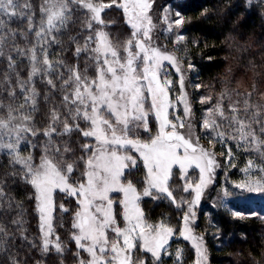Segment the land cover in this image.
<instances>
[{
    "label": "snow or ice",
    "instance_id": "6c2138e0",
    "mask_svg": "<svg viewBox=\"0 0 264 264\" xmlns=\"http://www.w3.org/2000/svg\"><path fill=\"white\" fill-rule=\"evenodd\" d=\"M154 3L155 0H108L107 3L104 0H39L34 5L33 0H0V58L6 62L0 80V97H4L0 99V150H6L12 163L20 166L9 175L19 177L34 190L44 253L49 252L50 246L57 253L64 251L52 224L56 194L61 193L78 205L73 211L71 239L80 250L75 253L79 264H163L162 254L170 255L167 245L175 229L163 222L154 225L145 220L140 201L150 197L168 199L177 208L188 205L180 235L192 241L197 264H208L203 237L193 235L190 222L195 219L193 207L213 182L219 165L215 153L200 146L199 136L180 131L185 127L191 129L186 123L191 117V105L177 57L153 44L152 32L156 25L150 13ZM113 7L122 10L125 23L132 29L130 38L123 44V56L103 27L102 13ZM74 17L81 21V31L77 34L80 39L69 37L75 45L76 63L69 65L61 59H50L51 48L61 46L62 49L63 33L70 23L75 24ZM162 23L171 32L174 27L180 28L184 20L181 17L170 21L164 15ZM184 39L178 35L176 43ZM82 54L86 61L83 69L79 65ZM52 55L55 57L56 53ZM164 62L179 74L181 94L177 99L183 105V116H175L174 120L169 119V109L174 108L169 93L172 81L167 75L161 77L162 71L166 72ZM18 66H27L26 78L21 76ZM89 66L94 71L91 76ZM193 67L188 65L189 69ZM38 83L46 86L43 96ZM250 97L251 93L242 106L240 101L231 102L226 113L223 101L231 98L222 93L207 110L201 128L208 131L211 144L224 141L225 132L221 129L227 126L233 130L228 139L264 159V106L252 103ZM211 99L202 96L199 102H211ZM41 102L46 103V111L42 113ZM37 113H41L43 121L39 126ZM150 114L155 118L156 132L142 140L137 135L139 130L152 132ZM73 133L84 138L79 143V155H68L73 149L66 140L58 142L59 138L71 137ZM37 136L41 140L31 139ZM22 144L27 146V155L21 151ZM37 148L41 154L35 163L31 150ZM228 158H232L230 148ZM138 161L145 172L139 191L125 178V171L132 175ZM174 168L178 170V179L184 181L182 191L193 193L192 199L178 201L174 196L170 185ZM193 168L199 172L195 183L188 177ZM253 168L259 169L258 178L251 175ZM242 170L247 179L237 184L238 188L264 190V165H255L249 159ZM74 172L79 173L78 178L73 176ZM4 185L5 181L0 179V207L6 204L11 209L13 202L6 195ZM112 193L122 194L124 227L118 223ZM58 207L62 212L69 211L63 203ZM11 223L22 233L21 219H13ZM109 233L113 235L110 237ZM8 235L6 227L0 224V251L4 250ZM137 248L150 254L151 260L134 259ZM81 251L87 253V258H81ZM175 255L179 262L181 251ZM11 264L26 262L12 258Z\"/></svg>",
    "mask_w": 264,
    "mask_h": 264
},
{
    "label": "trees",
    "instance_id": "16d2710c",
    "mask_svg": "<svg viewBox=\"0 0 264 264\" xmlns=\"http://www.w3.org/2000/svg\"><path fill=\"white\" fill-rule=\"evenodd\" d=\"M95 2V0H94ZM105 3L108 0H104ZM38 5L39 0H33ZM170 6L176 9L183 18L181 33L184 41L175 44L169 40L167 48L174 51L182 65L189 73L190 84L200 85V89L191 87V102L193 106L194 122L199 139L203 146L210 149L219 161L216 187L225 185L227 188L236 187L237 184L247 179L246 173L242 170L247 166L249 159L255 165H264L262 159L254 151H244L238 147L237 142L228 139L233 130L227 126L222 127L225 132L223 142L217 140L209 143V136L200 125L205 113L214 102H217L222 93H227L231 98L224 99L225 112L231 102L243 100L251 93L252 103L264 106V0H155L156 13L161 16L164 9ZM82 19V18H81ZM105 20L103 26L109 35L112 43L122 45L130 38L131 29L125 23V17L121 9H106L102 13ZM75 24H69L68 30L63 33L62 49L55 46L49 50L50 59H61L71 65L76 63L73 55L75 45L69 39L70 36H77L81 31V21L74 17ZM12 27H16L13 23ZM96 27V25H94ZM56 53L55 57L52 55ZM86 61L81 55L80 68L83 69ZM91 65V61H87ZM192 64V69L188 65ZM22 77L26 78L27 66L19 67ZM6 70V62L0 58V80ZM88 74H94L93 68L89 66ZM37 88L41 96L45 94L46 86L38 83ZM55 93L53 96L55 97ZM202 96H210L211 102L200 103ZM4 99V97H0ZM58 103V100H55ZM41 113L46 111V103H40ZM41 113L36 114L39 124ZM82 126H83V122ZM31 138V137H30ZM41 140L40 136L31 138ZM84 138H78L75 133L71 137H61L59 140H66L68 146L73 149L68 155H79V143ZM26 145H21L24 155ZM231 149L232 158H228V149ZM34 162L38 163L39 148L31 150ZM227 155V156H226ZM235 164V167H231ZM14 165L6 150H0V179L5 181V191L12 202L11 209L6 204L0 207V224H3L8 231V241L4 250L0 251V264H11V259L25 261L26 264H78L79 258L75 255L77 251L75 242L71 239V222L73 211L78 207L75 200L64 198L58 195L56 198V209L54 210L55 235L60 237L64 246L63 253H57L50 246L47 253L42 252V234L40 231V217L36 208V201L33 196L34 190L30 185L25 184L19 177H11L9 174L19 169ZM251 175L258 178L261 174L258 168L251 170ZM79 177L78 172L73 173ZM15 182H12V181ZM177 182H171V185ZM182 185V183H179ZM234 190V189H233ZM180 201L181 191L175 189L173 192ZM63 203L68 212H62L58 205ZM145 216L149 223L158 224L163 222L169 226H179L183 217L185 207L177 208L173 203L161 199H149L144 201ZM255 208H258L255 205ZM235 211H242L245 216L234 215ZM206 206L199 214L197 232L202 234L208 255V264H264V209H245L233 201L228 205L212 210ZM258 212V214H255ZM22 213V216L20 215ZM22 220V233L18 226L11 223L13 219ZM14 234V235H13ZM55 235L52 239H55ZM27 237V239H24ZM173 248L169 247L171 250ZM169 250V251H170ZM184 255L186 264L194 259V253L189 245L185 246ZM84 253L81 252V258ZM166 259H163L164 262ZM174 255H171L166 263L172 264Z\"/></svg>",
    "mask_w": 264,
    "mask_h": 264
},
{
    "label": "rangeland",
    "instance_id": "374dc122",
    "mask_svg": "<svg viewBox=\"0 0 264 264\" xmlns=\"http://www.w3.org/2000/svg\"><path fill=\"white\" fill-rule=\"evenodd\" d=\"M177 13H179V12L176 9L171 8L170 6H167L164 9L161 16H158V14L156 13L155 3L153 4L152 11L150 13V15H152V17H153V23L156 25L155 29L152 32L153 44H154V46L159 47L161 49V51L175 55L177 57L178 61L180 62L181 71L184 73V76H185L184 90L187 92L188 101L191 105V117L186 119V123L191 125V129H189L188 127H185L184 129H180V131L182 133H185V134H188L189 131H191V133H194L195 136H198L197 132H196V125L194 122L193 106H192V102H191L190 89H191V87H192V89L193 88L200 89V87L197 88L195 84H190L189 73L186 71V69L182 65L177 54L174 51H172L166 47L169 40H172V41H174L175 44H177L176 43V37L178 35H182V33H181V27L178 29L174 27L171 32H167L166 31L167 25L162 23V19H163L164 15H168L170 21H174L176 19L181 18L180 13H179V16L176 15ZM96 27H100V26L96 25ZM131 31H132V29H131ZM123 44L122 45H116V46H118L122 56L125 55V53L123 52ZM164 67L166 69V72L162 71L161 77L163 78L164 75H167V77L169 79H171V81H172V85H171V88L169 89V93H170V99L174 105V108L169 109V119L174 120L175 116H183V105L180 104L178 99H177V97L181 94L180 89H179V82H178L179 74H177L175 71V68L172 67L171 65H169L167 62H164ZM215 103L216 102L211 104L209 107H212ZM146 107H147V105H146ZM204 118H205V116H204ZM202 122H203V119L200 121V125L202 124ZM149 127L152 129L151 133L144 132L143 130H139L137 132V135H139V137L142 140H147L150 135H154L156 132L157 124H156L154 116L151 114L149 115ZM205 132L209 136L208 131L203 130V133H205ZM212 135H214V133ZM199 144H200V146L205 148L203 146L201 139H199ZM132 154L137 155L134 152ZM217 157H220V156L215 154V159L218 163L219 161L217 160ZM218 165H219V163H218ZM218 171H219V166L216 167V169H215L213 182L211 184H209L206 187V189L204 190L199 204H197L193 207V211L195 213V219H194V221L190 222V227L193 229V235L196 237L202 236V234L197 232L196 226L199 224V214H200L201 210H203V208L206 206L209 207L208 213H210L212 210H215V209L221 207L222 205H228L230 203V201H233L234 203H236L239 206L242 205L247 210L253 209L254 211H256L259 209V207H262L264 209V190L249 191L246 188H238L237 186L232 187V189H231V188H227L225 185H221L219 187L218 186L216 187ZM198 176H199V172L197 169L193 168V169L189 170L188 177L191 180V182H193V183L197 182ZM125 178L130 179L132 181V183L137 187L138 191L141 190V188L143 186L142 182L145 178V172H144L142 164L138 161L136 169L132 170V175H129L128 171L126 170L125 171ZM172 181L177 182V184L171 185ZM172 181H170L172 191L174 192L175 189L176 190L179 189L181 191L180 201L192 199L194 197L193 193H191V192L186 193V192L182 191L184 181H181L178 179V170L175 168L173 169ZM179 183H182V185H180ZM58 195H61L62 197H64L63 194L57 193L56 198H58ZM112 196L115 198V201H116V204L114 207H115V211L117 213L118 223L121 227H124L123 217L121 215L122 208L120 206V201L123 198L122 194L112 193ZM56 198H55V202H56ZM68 198L73 199L71 197H68ZM149 199H151V198L150 197H144L140 201V206L144 211V218L147 222H148V220L146 219V216H145L144 201L149 200ZM165 200L171 202L168 199H165ZM255 205L258 208H255ZM183 207H185V211L183 214V216H184L187 212L188 205L184 204ZM235 213H240L239 216H245V213L242 211L241 212L235 211ZM255 214H258V212H255ZM52 216H53L52 224L54 226V211L52 213ZM39 217H40V213H39ZM40 225H41V221H40ZM171 227L173 229H175V234L171 237V239L169 240V243L167 245V249H168V252L170 253V255L162 254V260L166 259V258L169 259L171 255H174V262L172 264H186L187 260H186V257L184 255V249H185V246L189 245L190 250H192V252L194 253V259L192 262H190L188 264H197L198 256H197L196 249L193 247L192 241L191 240H185L183 238V236L180 235V233L183 229V217L181 219V223L179 226H171ZM112 235H113L112 233H109L110 237ZM52 237H51V239H52ZM172 246H173V248L170 250L169 247H172ZM204 246H205V243H204ZM178 250L181 251V258H180L179 262L177 261V258L175 255ZM81 252H83V251H81ZM83 253H84L83 258H87V253H85V252H83ZM136 258L144 259L146 261H150L151 255L148 253H145L142 250H140L139 248H137L136 253L134 254V259H136ZM167 260H165L163 263H166Z\"/></svg>",
    "mask_w": 264,
    "mask_h": 264
}]
</instances>
